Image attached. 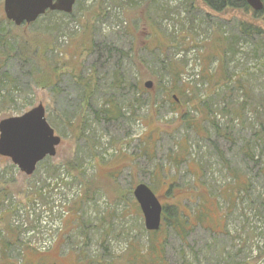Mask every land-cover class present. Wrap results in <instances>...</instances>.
I'll return each instance as SVG.
<instances>
[{
  "label": "rangeland",
  "instance_id": "374dc122",
  "mask_svg": "<svg viewBox=\"0 0 264 264\" xmlns=\"http://www.w3.org/2000/svg\"><path fill=\"white\" fill-rule=\"evenodd\" d=\"M4 4L0 122L43 104L62 141L32 175L0 155V264H264V20L76 0L17 26Z\"/></svg>",
  "mask_w": 264,
  "mask_h": 264
},
{
  "label": "water",
  "instance_id": "95a60500",
  "mask_svg": "<svg viewBox=\"0 0 264 264\" xmlns=\"http://www.w3.org/2000/svg\"><path fill=\"white\" fill-rule=\"evenodd\" d=\"M246 2L255 11L264 7L262 0ZM75 3L76 0H5L4 11L8 20L20 26L36 22L48 10L69 14ZM145 86L150 88L152 83L146 82ZM61 141L47 121L43 104L0 122V155L10 158L27 175H32L47 156H55ZM134 196L144 214L147 230L159 231L164 213L159 197L145 183L135 187Z\"/></svg>",
  "mask_w": 264,
  "mask_h": 264
},
{
  "label": "trees",
  "instance_id": "16d2710c",
  "mask_svg": "<svg viewBox=\"0 0 264 264\" xmlns=\"http://www.w3.org/2000/svg\"><path fill=\"white\" fill-rule=\"evenodd\" d=\"M262 1L264 3V0ZM202 2L206 6L216 11H222L227 8L243 9L245 11H252L254 13L253 14L254 18H261L264 20V7L260 11H255L249 6L246 0H202ZM240 30L242 34H245L249 38H251L253 34L262 33L256 24L248 22V21H242L240 23ZM4 39H5L4 37L0 36V43H1V40L3 41ZM183 91L186 92V89H183ZM174 98L175 100H177V97H174ZM163 219H165V215L163 216ZM179 226L185 229L184 227H182L181 224H179Z\"/></svg>",
  "mask_w": 264,
  "mask_h": 264
},
{
  "label": "bare ground",
  "instance_id": "6f19581e",
  "mask_svg": "<svg viewBox=\"0 0 264 264\" xmlns=\"http://www.w3.org/2000/svg\"><path fill=\"white\" fill-rule=\"evenodd\" d=\"M103 27V26H102ZM232 115V114H231ZM226 116V115H225Z\"/></svg>",
  "mask_w": 264,
  "mask_h": 264
}]
</instances>
